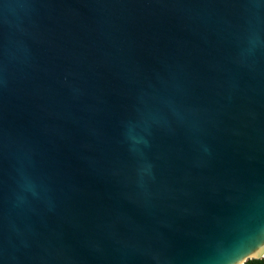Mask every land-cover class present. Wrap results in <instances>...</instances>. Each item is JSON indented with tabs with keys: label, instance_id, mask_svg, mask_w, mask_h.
<instances>
[{
	"label": "water",
	"instance_id": "obj_1",
	"mask_svg": "<svg viewBox=\"0 0 264 264\" xmlns=\"http://www.w3.org/2000/svg\"><path fill=\"white\" fill-rule=\"evenodd\" d=\"M264 257V0H0V264Z\"/></svg>",
	"mask_w": 264,
	"mask_h": 264
},
{
	"label": "trees",
	"instance_id": "obj_2",
	"mask_svg": "<svg viewBox=\"0 0 264 264\" xmlns=\"http://www.w3.org/2000/svg\"><path fill=\"white\" fill-rule=\"evenodd\" d=\"M244 264H264V258L248 259Z\"/></svg>",
	"mask_w": 264,
	"mask_h": 264
},
{
	"label": "rangeland",
	"instance_id": "obj_3",
	"mask_svg": "<svg viewBox=\"0 0 264 264\" xmlns=\"http://www.w3.org/2000/svg\"><path fill=\"white\" fill-rule=\"evenodd\" d=\"M262 258H264V257H262Z\"/></svg>",
	"mask_w": 264,
	"mask_h": 264
}]
</instances>
